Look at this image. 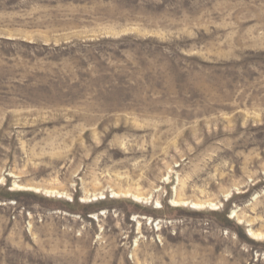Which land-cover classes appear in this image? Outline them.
Returning <instances> with one entry per match:
<instances>
[{
    "label": "rangeland",
    "instance_id": "rangeland-1",
    "mask_svg": "<svg viewBox=\"0 0 264 264\" xmlns=\"http://www.w3.org/2000/svg\"><path fill=\"white\" fill-rule=\"evenodd\" d=\"M0 264H264V0H0Z\"/></svg>",
    "mask_w": 264,
    "mask_h": 264
},
{
    "label": "bare ground",
    "instance_id": "bare-ground-1",
    "mask_svg": "<svg viewBox=\"0 0 264 264\" xmlns=\"http://www.w3.org/2000/svg\"><path fill=\"white\" fill-rule=\"evenodd\" d=\"M193 205H195L196 206V204H193ZM250 233V232H249Z\"/></svg>",
    "mask_w": 264,
    "mask_h": 264
}]
</instances>
